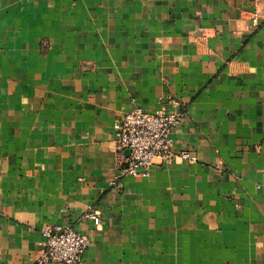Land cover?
<instances>
[{
	"label": "crops",
	"instance_id": "obj_1",
	"mask_svg": "<svg viewBox=\"0 0 264 264\" xmlns=\"http://www.w3.org/2000/svg\"><path fill=\"white\" fill-rule=\"evenodd\" d=\"M170 98L192 160L115 181L114 124ZM53 226L80 264H264V0H0V264Z\"/></svg>",
	"mask_w": 264,
	"mask_h": 264
},
{
	"label": "built area",
	"instance_id": "obj_2",
	"mask_svg": "<svg viewBox=\"0 0 264 264\" xmlns=\"http://www.w3.org/2000/svg\"><path fill=\"white\" fill-rule=\"evenodd\" d=\"M183 114L182 104L176 98L160 100L158 108L151 111L134 107L125 112L114 124L117 146L114 180L146 177L156 159L165 164L192 160L186 151H172V135L182 124ZM85 218L96 227L101 224L96 209L90 208ZM42 236V252L35 264H80L89 244L85 235L71 227H48Z\"/></svg>",
	"mask_w": 264,
	"mask_h": 264
},
{
	"label": "water",
	"instance_id": "obj_3",
	"mask_svg": "<svg viewBox=\"0 0 264 264\" xmlns=\"http://www.w3.org/2000/svg\"><path fill=\"white\" fill-rule=\"evenodd\" d=\"M125 153H126V155H128L129 154V151H126Z\"/></svg>",
	"mask_w": 264,
	"mask_h": 264
}]
</instances>
